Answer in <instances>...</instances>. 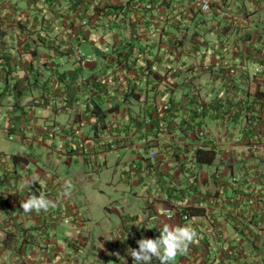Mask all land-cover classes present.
<instances>
[{"label": "crops", "instance_id": "crops-1", "mask_svg": "<svg viewBox=\"0 0 264 264\" xmlns=\"http://www.w3.org/2000/svg\"><path fill=\"white\" fill-rule=\"evenodd\" d=\"M58 1L0 0V264H133L128 249L164 224L198 233L174 264H264V98H254L264 90V49L255 36L236 37L257 17L210 0L212 11L187 12L191 25L206 18L199 38L171 47L160 0H133L119 24L123 11L94 7L122 1L69 10ZM128 42L131 67L113 64ZM75 65L67 86L55 72ZM215 96L231 101L229 115L210 110L197 121L195 106ZM114 192L140 209L125 210ZM41 193L57 206L24 213L21 201Z\"/></svg>", "mask_w": 264, "mask_h": 264}, {"label": "trees", "instance_id": "trees-1", "mask_svg": "<svg viewBox=\"0 0 264 264\" xmlns=\"http://www.w3.org/2000/svg\"><path fill=\"white\" fill-rule=\"evenodd\" d=\"M66 1H67L66 5H68V7L66 8L69 10V9H76L77 6L80 5L84 0H66ZM90 1L92 0H89V1L87 0L86 4L89 5ZM118 1H122V2L121 3L120 2L105 3V5L96 6L94 7V9L96 8L97 11H101L103 14H106V11L108 10L109 12H112L113 14L114 13L119 14L120 11H123L125 14L119 17V20L117 22L119 24L120 21L127 16L126 14H128L129 7L130 8L133 7V5H131L133 0H118ZM195 1L196 0H160L158 6L163 5L165 8L169 9V13H170V22H169L170 36L168 38V41L171 47H179L185 43V40L190 41L192 39L199 38L200 33L197 31L196 27L197 25L201 24L200 20H202V23H205L206 18H204V16H201L200 20L195 21L192 25L190 24V22H188V19H187L188 11H192L193 13H196L197 10H201L200 7L195 4ZM47 2H50V0H47ZM57 2L59 3L58 0ZM226 2L228 5L232 2L239 3L240 11L244 17H249L250 15H255L257 17L256 18L257 22L254 24L253 28L242 29V33H239L236 37L241 40H250L253 36H255L259 44L257 46L258 50L264 49V0H222V3H226ZM250 4L252 5V7H249ZM212 6H213V3H210L209 9L211 11L213 10ZM86 9L84 10L85 14H83L84 16L82 18L85 20V23L88 24V13ZM211 11H209V14H206V15L207 17L211 16V18H214L216 14L212 13ZM259 21H262L263 23L262 26L258 25ZM229 30H230V27L228 24L221 27V33L224 36H225V33H228ZM128 44L129 42L123 46L124 47L128 46L129 52H127L123 56L118 54L112 57L113 64L123 65L127 68L131 67V64L134 61H132L130 57L132 53L130 50L134 49V45L131 42H130V45ZM92 47H94L95 52L100 51L96 45H92ZM6 73H9V71H7ZM78 73H79L78 65H75L72 68V71L70 73H68L66 70L55 72L56 77L58 79H61L63 81H65L66 79L68 80V82L65 83V85L67 86L68 84L71 85L76 81L78 77ZM16 86H17V83H14L13 92ZM254 94L256 95V96L254 95V98L256 97L258 100H261L262 98H264V90H262L261 88H256ZM17 96L18 94L14 93L13 97L16 98ZM230 102L231 101L225 100V97L219 98L215 96L207 105L203 103L204 107L202 111H199V112L194 111L195 116H196L195 118H197V121L200 120V117L207 114V112L210 110L214 111V113H216L217 118L219 119L224 116H228L229 115L228 109L230 107L229 104H231ZM96 113L100 114L99 112H96ZM102 115H98V117H101ZM152 120L157 121L155 117L154 119L150 118V122ZM153 123H151V125H153ZM201 151H204L206 153V157L209 158V155H210L209 150H204V149L197 150L198 153H200ZM16 156L17 155H13L15 159H16ZM213 156L214 154H212L210 158L212 159ZM197 157L200 160V155H197ZM185 212H187L188 215L194 214V212L191 211V208Z\"/></svg>", "mask_w": 264, "mask_h": 264}, {"label": "clouds", "instance_id": "clouds-1", "mask_svg": "<svg viewBox=\"0 0 264 264\" xmlns=\"http://www.w3.org/2000/svg\"><path fill=\"white\" fill-rule=\"evenodd\" d=\"M38 183L36 178H31L26 186L31 188ZM67 184L62 191V195H68ZM56 202L48 199L42 193L39 195L30 194L21 201L20 207L24 213L42 211L46 212L55 208ZM156 238H141L136 241L138 248L128 249V254L132 257L133 264H151L156 258L160 264H174L177 255L186 254L189 246L198 238L196 230L189 226L164 224Z\"/></svg>", "mask_w": 264, "mask_h": 264}, {"label": "rangeland", "instance_id": "rangeland-1", "mask_svg": "<svg viewBox=\"0 0 264 264\" xmlns=\"http://www.w3.org/2000/svg\"><path fill=\"white\" fill-rule=\"evenodd\" d=\"M91 51H92V52L95 51L94 47H92V46H91ZM85 72H86V71H85ZM68 73H70V72H68ZM3 143L7 144L5 140L3 141ZM19 147H20V146L17 145V147H11V148L16 149V148H19ZM6 148H8V147H6ZM11 148L9 147V150H10V151H12ZM20 149H21V148H20ZM7 155H9V152L7 153ZM63 159H64V158H63ZM65 169H66V168H65V167H62V166L59 167V171H60V172H64ZM116 176H117V175H116ZM103 179H105V177H104L103 174H102V175H101V181H102ZM116 180H117V177H115V181H116ZM99 184H100V183H99ZM100 188H101V186H100ZM116 188L119 189V190H120V189L129 190V188H128L126 185H124V184H121V185H120V183H119V184L117 183ZM101 189H102L105 193H111V192L113 191L114 187L109 188V187H107V186L102 185V188H101ZM95 193H97V194H101L102 199H103V198H104V199H107L106 195L102 194L101 191H98V190H97ZM113 197H114L115 199H117V201H120V204L123 206V208H124L125 210H128V209H130V208H132V209L139 208V209H140V202L135 203V201H134L132 198H127V197H126V199L123 200L122 198H120V195H119L118 192H114V193H113ZM102 199H98V201H101ZM102 202H103V200H102Z\"/></svg>", "mask_w": 264, "mask_h": 264}, {"label": "built area", "instance_id": "built-area-1", "mask_svg": "<svg viewBox=\"0 0 264 264\" xmlns=\"http://www.w3.org/2000/svg\"><path fill=\"white\" fill-rule=\"evenodd\" d=\"M209 1H210V0H196V1H195V4L198 5L202 11H208L209 8H210V6H209V5H210V4H209ZM84 23H85V22H84ZM77 52H78V54H79V57H82V58H88V59L90 58V55H86L85 53L79 51L78 49H77ZM256 72H258V71H255L254 74H255ZM53 102H55V98L53 99ZM79 104H80L81 106H83V108H85V106H86L84 103H79ZM203 107H204L203 103H200V104H198V105L195 106L194 110H195L196 112H199V111H202V110H203ZM11 125H14V124H11ZM114 139H116V138H115V137H111V136H110L109 138L106 139V142L108 143V145H109L111 148L115 146V144H114ZM156 157H157V153H156V152H151V153L149 154V158H150V159H155ZM182 217L187 218L188 215H187V214H183ZM257 225L260 226V225H261V221H259V222L257 223ZM113 253L116 254V253H117V250H114Z\"/></svg>", "mask_w": 264, "mask_h": 264}]
</instances>
